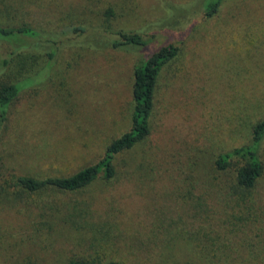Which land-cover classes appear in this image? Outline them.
<instances>
[{
	"label": "rangeland",
	"instance_id": "1",
	"mask_svg": "<svg viewBox=\"0 0 264 264\" xmlns=\"http://www.w3.org/2000/svg\"><path fill=\"white\" fill-rule=\"evenodd\" d=\"M210 1L0 0V24L57 39L52 62L50 49L31 48L33 77L17 85L0 129L1 163L17 175L70 176L97 163L130 128L135 65L180 46L162 71L152 134L118 158L115 181L0 204V264H264V175L245 192L239 161L227 172L215 165L264 120V0H223L208 18ZM108 23L148 44L112 48Z\"/></svg>",
	"mask_w": 264,
	"mask_h": 264
},
{
	"label": "trees",
	"instance_id": "2",
	"mask_svg": "<svg viewBox=\"0 0 264 264\" xmlns=\"http://www.w3.org/2000/svg\"><path fill=\"white\" fill-rule=\"evenodd\" d=\"M223 0H213L206 4L205 12L208 18L213 17ZM104 26L105 33L116 36L110 45L114 49L142 48L148 43L143 35L136 31L113 29ZM5 47L0 50V129L8 120L11 105L22 92L18 84L33 77V45L50 49L48 60L53 61L56 52L52 50L57 44L56 37L51 33L34 29L28 23L18 25L0 24V44ZM48 46V47H47ZM180 55V46L168 45L159 48L149 57L141 60L134 68V83L132 88L133 109L131 125L119 138L113 140L106 148L102 158L95 164L81 169L70 176L48 177L39 179L30 174H15L1 163L0 157V204L3 208H15L34 194L43 193L49 189L76 193L89 187L95 181L113 182L119 176L117 160L121 155L129 153L145 145L152 134V117L156 106L157 91L164 68L175 61ZM46 68V67H45ZM47 69V68H46ZM45 69L41 72H44ZM40 73V72H39ZM38 73V74H39ZM264 139V120L253 127L252 140L249 144L230 152L220 154L215 163L217 170L227 172L234 166V161L240 165L235 170V184L239 190L254 192L264 175V164L260 157V148ZM138 166V167H135ZM132 168L140 170L142 164L132 161ZM20 264H33L26 259ZM69 264H98L95 260L73 259ZM107 264H122L112 260Z\"/></svg>",
	"mask_w": 264,
	"mask_h": 264
}]
</instances>
